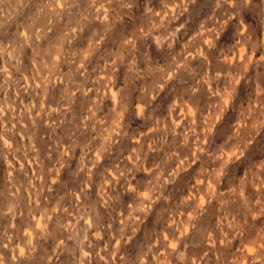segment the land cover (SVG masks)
Masks as SVG:
<instances>
[{
    "label": "clouds",
    "instance_id": "1",
    "mask_svg": "<svg viewBox=\"0 0 264 264\" xmlns=\"http://www.w3.org/2000/svg\"><path fill=\"white\" fill-rule=\"evenodd\" d=\"M0 264H264V0H0Z\"/></svg>",
    "mask_w": 264,
    "mask_h": 264
}]
</instances>
